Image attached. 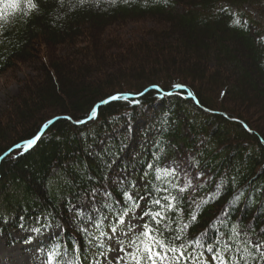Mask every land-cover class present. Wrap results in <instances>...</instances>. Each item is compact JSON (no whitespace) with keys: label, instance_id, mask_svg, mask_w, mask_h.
I'll use <instances>...</instances> for the list:
<instances>
[{"label":"trees","instance_id":"trees-1","mask_svg":"<svg viewBox=\"0 0 264 264\" xmlns=\"http://www.w3.org/2000/svg\"><path fill=\"white\" fill-rule=\"evenodd\" d=\"M40 3L39 15L33 14L25 22L17 13L11 22L5 20L0 26V74L30 60L32 48L47 43L68 48L66 55L73 62H63L65 56L51 62V70L60 83L57 80L54 83L50 70L43 66L42 89L35 90L25 107H14V113L2 117L0 154L30 138L42 124L56 117L38 118L24 136L18 133L12 136V133L5 137L17 128L27 127L33 109L48 100L66 101L65 109L58 116L79 119L85 118L94 105L110 95H136L151 87H157L160 92L152 90L139 99H120L101 107L98 119L86 125L75 126L70 121L57 120L32 150L1 161L0 230L8 235L9 230L15 231L23 223L40 227L35 218L47 217L45 225L54 224L62 231L67 228L63 236L51 240L54 244L47 251L57 244L65 249L79 242L86 253L87 239L69 227V217L73 214L69 209L82 204L86 191L94 185L106 186L103 177L109 172L114 177L119 170L133 169L138 179H144L145 162H153L154 155L174 158L177 151L191 154L208 181L194 194L198 201L215 188L213 181L225 185L222 199L201 206L189 235L198 237L206 222L214 221L220 210L228 206L231 217L227 222H239L237 226L241 230L252 229L246 233L256 238L264 230V146L261 145L264 128L255 113L243 105L251 103L264 110V35L262 24L254 22L243 8L249 6L255 13L264 14L262 0H168L167 4L163 0H128L127 3L119 0L116 5L85 6L69 13L60 11L55 0H40ZM221 5L229 7L231 12L235 10L246 23H234L231 15L218 11ZM173 6L182 10L175 11ZM145 14L162 15L171 24V28L154 34L157 42H126L121 46L126 48L123 52L126 55L116 57L109 53L113 47H103V42L95 40L96 52H89L94 47V38L87 31L92 27L103 28L119 16L127 19ZM84 37L89 40L90 55L89 63L81 67L76 65V59L85 50L78 45ZM162 39L165 41L158 42ZM120 70L152 74L138 87L118 91L108 85ZM174 84L184 87L179 91L172 87ZM167 92L172 95H163ZM189 92L199 106L180 96ZM36 98L40 104L34 103ZM201 107L227 113L239 123L205 112ZM140 119L144 120V129L130 131V125ZM242 124L253 129V133L245 131ZM151 131L156 135L144 146L136 144L130 149L135 141L149 139ZM105 136L108 138L104 139ZM152 143L155 145L148 147ZM117 157L125 163L109 167ZM124 188L122 185L115 188L112 201ZM233 193L239 194L238 205L228 204ZM6 220L8 225L4 223ZM13 242L9 240L10 244Z\"/></svg>","mask_w":264,"mask_h":264},{"label":"snow or ice","instance_id":"snow-or-ice-1","mask_svg":"<svg viewBox=\"0 0 264 264\" xmlns=\"http://www.w3.org/2000/svg\"><path fill=\"white\" fill-rule=\"evenodd\" d=\"M118 2L119 0H55L57 8L65 13L85 6L100 8L104 3L116 5ZM123 2L127 3L128 0ZM163 2L167 4L168 0ZM218 11L231 15L236 24L246 23L239 19L238 13L231 12L229 7L221 5ZM17 13L25 18V22L33 14L39 15L40 0H0V26L5 20L11 22ZM172 87L179 89L184 86L174 84ZM188 95L191 97L192 93L189 92ZM120 99L122 97L119 95L102 99L100 104L94 105L86 113L85 118L73 119L69 115L47 120L37 133L0 154V161L32 150L42 140V133L57 120L64 119L77 126L86 125L98 119L101 105ZM225 118L235 120L227 113ZM243 127L247 132L253 133V129L247 125ZM118 160L119 157L110 162L109 167L118 163ZM142 171L146 173L143 184L139 181L132 183L130 187L133 191L128 190L126 176L117 174L113 178L109 172L103 177L107 186L103 183L94 185L91 190L86 191L82 204L73 205L69 209L73 218L80 220L76 230L87 239L91 259L83 253V246L79 242L65 246L63 252L57 244L47 251L46 260L42 264H264V230H260L255 239L250 238L244 233L252 229L241 230L237 226L239 222H227L231 217V208L228 206L220 210V215L214 221L206 222V227L198 237L189 235L199 218L201 206L222 199L225 188L223 182L213 181L215 188L198 201L194 194H198L208 181L204 179L205 174L197 168L195 158L192 161L177 160L161 167L160 158L154 155L153 162H145ZM150 183L155 186L144 187ZM120 185H125V188L112 201V194ZM238 203L239 194L233 193L228 204ZM85 214L88 217L86 220L82 219ZM46 219L47 217H36L34 222L40 227L33 228L32 231L40 234L50 228L51 225L44 223ZM63 231L66 232L67 228ZM209 232L212 233L211 237ZM56 235L59 236L60 231ZM25 242L31 243V237Z\"/></svg>","mask_w":264,"mask_h":264},{"label":"rangeland","instance_id":"rangeland-1","mask_svg":"<svg viewBox=\"0 0 264 264\" xmlns=\"http://www.w3.org/2000/svg\"><path fill=\"white\" fill-rule=\"evenodd\" d=\"M262 5L264 6V0H262ZM181 8L182 7H178L175 10L181 11ZM246 9L247 8H244L245 12L251 14L255 20L261 21L260 19H263L262 27L264 32V15L263 17H260L255 15L249 9ZM168 21L169 20L164 18V16L159 14H145L141 17H130L127 19H122L121 16L116 17L109 25L103 26V28L92 27V30H90L89 33L87 31V34H90L92 38H94V47L89 50V52H96L95 40H99L103 42V47H113V49L109 52L111 56L116 55V57H123L126 55V53H123L126 48H124V46L121 47L122 45L126 42L131 44H153L157 42V40L153 39L154 34L160 31L163 32V30L160 29L171 28V24L166 23ZM162 41L164 42L165 39L158 42ZM88 43L89 40L85 39V37L80 38L78 45L80 48L85 50L77 57L76 60H78V62H76V65H80L82 67L89 63V59L87 58L90 55V53H88ZM104 50L107 51L108 49ZM32 51L33 56L30 60L18 63L9 68L6 72L0 74V120L5 115L7 116L9 113H12L14 111V107H25L29 100L32 99L31 96L36 92L35 90L42 89L40 83H42L41 81L44 79V74L42 73L43 66H45V69L50 70L52 81L56 83V80L57 82L59 81L56 74L53 70H51V62L58 60L59 58H63L64 56L65 58L62 59L63 62H73L71 59H68L66 55L68 48H64L63 46L59 47L47 43L42 46H34ZM104 69L106 72L108 71V68ZM120 71L121 73H118L114 80L109 83L110 85H108H112L111 87L116 88V90L118 89V91L138 87L141 82H144L152 74V72L148 71L136 73H132L127 70ZM127 85H131V88H129V86L127 87ZM33 101L36 104H40L38 103V98H36V101L35 99ZM64 103L66 104V101L54 102L51 100L41 103L42 106L40 108H34L31 113L32 115H30L31 117L28 119L26 118L29 122L27 127L22 129L17 128V131L15 130L16 132H10V134H6L5 137H10L12 133V136H15L17 133L24 136L31 131L26 130L29 126H34L38 118L43 117L45 119L51 116L61 115L62 113L60 111L65 109ZM246 104L247 105L243 106H245L246 109H250V112L253 111L255 113V116L260 122L259 125L264 128V110L262 111V108L259 107L256 108L251 103ZM138 126H142V122H137L134 126H132V129ZM260 126L258 127L260 128ZM176 159L180 161L189 160V156L186 155L180 158L179 155H176ZM4 223L8 225L9 221L6 220ZM33 228L34 226L32 225H24L23 227H20V229H24V231H11L8 235H6V233L4 234L3 231L0 230V264H42V261L46 260L45 252H43L42 249H39V245L41 244L40 242L48 246L47 240L50 238V235L54 237L57 236L56 232L59 230L51 226L50 228L42 231L40 234H36L32 231ZM29 237H31V243H26L25 241ZM9 240H13L14 242L10 244Z\"/></svg>","mask_w":264,"mask_h":264}]
</instances>
